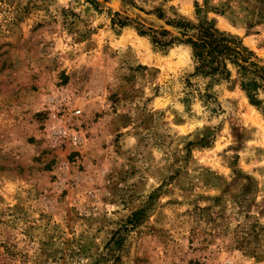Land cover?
<instances>
[{
  "label": "rangeland",
  "instance_id": "1",
  "mask_svg": "<svg viewBox=\"0 0 264 264\" xmlns=\"http://www.w3.org/2000/svg\"><path fill=\"white\" fill-rule=\"evenodd\" d=\"M95 1L0 0V264H264L261 109L235 71L185 101L189 49L130 19L207 7L264 62V0Z\"/></svg>",
  "mask_w": 264,
  "mask_h": 264
},
{
  "label": "trees",
  "instance_id": "2",
  "mask_svg": "<svg viewBox=\"0 0 264 264\" xmlns=\"http://www.w3.org/2000/svg\"><path fill=\"white\" fill-rule=\"evenodd\" d=\"M94 9H98V3L95 0H86ZM124 4L138 8L134 0H123ZM207 7L194 6V20L181 16L177 12L166 16L161 12L155 13L157 19L163 21L157 29L148 26L144 29V23L138 21V16L130 18L137 24L134 28L141 36H149L152 43L161 50H166L171 46L183 45L190 51L192 70L186 75L185 101H190L197 96L202 105L208 107L215 104L210 109L219 110L220 105L217 101V95L213 87L226 82L230 79L232 72L235 71L240 76V88L245 93L249 103L261 109L264 116V62L254 55L241 41V39L228 32L216 27L214 19L208 16ZM220 13V10L215 9ZM128 16H121L115 12L111 17L112 26L122 28L129 25ZM200 78L201 84L195 86L191 79ZM203 86V87H201ZM262 93L263 98H260ZM136 211L123 225L128 231L137 223V217L142 213Z\"/></svg>",
  "mask_w": 264,
  "mask_h": 264
},
{
  "label": "built area",
  "instance_id": "3",
  "mask_svg": "<svg viewBox=\"0 0 264 264\" xmlns=\"http://www.w3.org/2000/svg\"><path fill=\"white\" fill-rule=\"evenodd\" d=\"M75 113H76V114H78V113H79V111H76Z\"/></svg>",
  "mask_w": 264,
  "mask_h": 264
}]
</instances>
